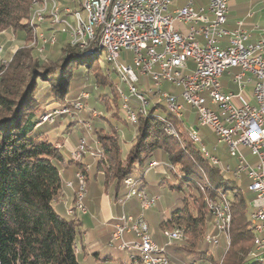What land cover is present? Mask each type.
I'll return each instance as SVG.
<instances>
[{"label":"trees","instance_id":"16d2710c","mask_svg":"<svg viewBox=\"0 0 264 264\" xmlns=\"http://www.w3.org/2000/svg\"><path fill=\"white\" fill-rule=\"evenodd\" d=\"M39 1L0 0V35L9 31L24 42L13 51L7 64H0V264H80L75 247L81 221L67 214L56 199L67 173L74 179L77 170L84 171L88 188V170H84L85 164L72 159L61 166L64 157L56 147L60 140L56 124L61 119L37 123L43 114L82 100L84 91L106 112L90 119L94 136L90 142L99 143L102 155L96 158V173L105 181L113 180L115 198L123 194V179L128 175L138 180V188L156 193L159 188L169 189L176 194L169 218L163 219L159 226L162 229L177 226L189 238L183 245L170 243L164 247L169 264H217L219 261L221 264H258L250 255L254 233L246 209L252 199L247 181L225 177L227 173L213 165L204 155L203 147H197L198 143L185 130L181 131L178 124L177 137L167 134L156 113L169 120L171 116L159 105H152L146 114H138L136 122L131 123L133 138L124 152L111 118L130 123L124 117L114 83L106 72H100L101 50L96 42L99 31L88 44L89 49L94 48L89 57L84 58L83 49L67 42L60 47L55 60L40 59L33 53L38 44H27L34 33L29 27L31 8ZM63 2L71 6L69 0ZM46 27L48 34L51 27ZM57 42L51 46H57ZM38 107L42 112L37 115ZM91 108L96 109L94 105ZM89 110H85L87 115ZM69 122H65L66 133ZM152 160L157 163L155 169L150 166ZM147 168L153 169L145 171ZM199 184L214 199L226 190H240L231 201L229 246L214 256L203 238L207 231L213 233L214 228ZM189 197L199 200L201 206L190 208ZM115 221L110 219L108 225L95 223L97 245L107 251L112 249L109 241ZM129 262L132 264L130 259Z\"/></svg>","mask_w":264,"mask_h":264},{"label":"built area","instance_id":"2783aa9c","mask_svg":"<svg viewBox=\"0 0 264 264\" xmlns=\"http://www.w3.org/2000/svg\"><path fill=\"white\" fill-rule=\"evenodd\" d=\"M86 1L98 16L97 44L111 46L115 57L123 59L122 66L152 88L155 99L168 100L181 112L192 115L200 128L208 127L216 143L224 146L231 161H223L216 154L214 157L241 181H247L255 218L263 223V241H258L257 256L253 257L264 260V27L257 23L247 27L245 19L252 16L247 13L233 28H226L230 0H206L205 5L187 0L175 9H170L171 0ZM57 11L66 17L70 13L62 0ZM53 24L49 43L57 41L56 25H63L69 37L67 24H60L55 18ZM176 24L184 25L185 30ZM224 76L231 88L223 87ZM248 86L253 104L249 101ZM82 93L88 101L89 93ZM141 104L145 103L141 100ZM68 111L69 117L79 116L81 108ZM74 147H82L81 138ZM70 155L83 158L71 154V150ZM150 166L156 168V161ZM131 178L128 175L123 179L125 190L116 198L119 207L132 198L126 195ZM68 182L73 194H79V205L86 207L77 172ZM158 199V195L145 191L139 214L119 215V224H113L110 235L112 249L131 259L137 248L166 246L168 240L178 237L179 227H175L174 234L161 231L166 242L160 245L151 233H145L143 211L153 207ZM65 211L73 215L69 205ZM216 236L222 243L217 231ZM134 264H169V260L152 256L134 260Z\"/></svg>","mask_w":264,"mask_h":264},{"label":"bare ground","instance_id":"6f19581e","mask_svg":"<svg viewBox=\"0 0 264 264\" xmlns=\"http://www.w3.org/2000/svg\"><path fill=\"white\" fill-rule=\"evenodd\" d=\"M40 4H41L40 9L36 10L37 12L33 11L35 12V14L33 13L32 17L33 19L35 17L36 18L32 20V23H35V21L40 22L42 20L48 21L47 25L51 27V29L48 31V34H46L44 31L43 32L41 31L38 34V38L44 45L54 44V43H49V33H54L53 19L55 18V20H59L60 24H67V30L70 31L68 39L71 45H75L78 48H80L79 47L80 42L83 40L82 48L80 49L85 50L84 52L85 55H88L90 52H92L94 48L89 49L88 44L91 40H93L96 32L99 31V20H98V16L92 13V9L88 1L82 0L81 2V9L85 13V17L81 15L80 11H74L71 9V7L67 5H66V12H70V13H68V17H66V15H63L62 11H57V9L59 8L58 0H42ZM77 24L80 25V31H77ZM58 33H65L68 36V32L65 30V27L63 25H56V35ZM97 46L99 47L100 50H103V49L105 50L106 61L111 64L110 68L112 69V71H115L117 73V76L119 78V83L116 84V91H117V95L121 103V108L125 113V118L127 119V121H129L130 123H135L137 120L138 114L147 113V110L149 108L148 106L151 107L152 105H155V106L159 105V106H162L165 112H167L171 116V119L169 120L168 118L159 115V113H156L158 112L157 111L158 107L155 108V113L157 114L158 119L164 124L165 132L171 136L177 137L179 130L176 127L175 119H180L182 115L187 116V114L185 112H181L179 109L174 107V105L169 103L168 100L155 99L152 88L139 82L137 78L135 77V75H133L128 70V68L122 66V62L119 61V57H115L111 46L104 45V44H97ZM110 68H107L108 75L110 74V72L108 71V69ZM83 98L85 99L87 98V96L82 94V100L80 98L79 101L77 100L75 103H73L69 107L66 106L64 108L54 109L53 111L49 113L43 114L40 120H44L45 118L53 119L56 114H66L67 115L69 114L68 110H76L77 108H82L85 102ZM141 100L146 105L141 104ZM50 121H53V120H50ZM194 124H195L194 127L186 126L185 132L192 139L193 142L201 144V141H200L201 139L198 134L200 127L196 124L195 120H194ZM87 126L89 130H91L90 124L87 123ZM82 148L81 150H83ZM77 152L74 150L72 154L75 155ZM204 155L207 158H209V160L211 161L213 165L218 166L225 173L229 174L232 179L234 180L240 179L234 173L226 170L225 166L218 163V161L216 160V157H214L212 153L208 152L207 150H204ZM151 163H155V162L152 161ZM77 175L80 178V183H82V180H83L82 175L80 173H77ZM137 181L138 180H136L132 176V178L130 179V183H127L126 185V195H132V197H136L140 205V200H142V196L146 190L144 188H138ZM68 186H70L69 182H68ZM82 190H83V184H82ZM83 195H84V192H83ZM206 199L208 203V210L213 216L214 225L217 229L218 234L222 233V235L224 236L223 238L224 239L226 238L228 240L230 236V222H231V207H230L229 201L223 194L221 196L215 197V199L212 197H208ZM78 206L81 208L79 203L76 205V208ZM249 221H250V225L253 231L255 232L254 233L255 236L253 238V249L250 252V255L257 256L258 241H263V223L258 222L257 219L255 218L252 204H251V210L249 212ZM116 224H119V221H117ZM144 225H145V233H149V225L147 221L145 220V218H144ZM174 232H175V229L173 230L165 229L164 231V233H167V234H174ZM180 233L181 232L178 230V237H174L173 240L179 239L181 235ZM204 240L208 244V246H211V247H217L220 244V239L218 238V236H216V234L214 235L207 234L204 237ZM164 247L165 246H157V247H151V249L150 248H137V250H135L134 253H131L130 260L132 261V264H134V260H141V258H152V256H158L162 259H168L167 255L164 252L165 250ZM257 260L259 264H264V260H259V259Z\"/></svg>","mask_w":264,"mask_h":264},{"label":"rangeland","instance_id":"374dc122","mask_svg":"<svg viewBox=\"0 0 264 264\" xmlns=\"http://www.w3.org/2000/svg\"><path fill=\"white\" fill-rule=\"evenodd\" d=\"M41 1H39L37 3L35 2L36 4H33L32 8H31V14H30V19H29V27L33 29L34 33H31V35H30V41H28L27 44L29 46H36L35 44L36 43L38 44L35 47L34 52H33L34 55L38 56V58L43 59V60H48V59L55 60L56 57L58 56L59 52H60V50H59L60 47H63L67 42H69V39H68L67 34H65V33H58L57 34V38H58V35H60V34H62V35L59 36L58 42L56 41L57 42V44H56L57 46H51L53 44H45L44 45L40 41V39L38 38V34L41 31L43 32L45 30V28H47L46 26L48 24V21H46V20H42L40 22L39 21H35L37 23H33L32 25L30 24V21H32V20H34L36 18L35 17L33 19L32 16H33V13L35 14V12H37L36 10H39L40 9V5H41L40 3H41ZM58 2H59V0H58ZM69 2H70V5L73 8L71 6H69V5H67L65 2H63V5H67V6L71 7V9L74 10V11H80L81 12V15L83 17H85V13L81 9V4H80L82 2V0H69ZM33 11H35V12H33ZM257 24L259 26L264 27L263 24H260V23H257ZM23 44H24L23 41L17 40V36L15 34L12 35L11 33H9V31L8 32L7 31L6 32H3L0 35V64H7L9 62V60H10V56L13 53V51L17 47H19V46H21ZM47 45H49V46H47ZM45 46H47V47H45ZM72 46H75V45H72ZM75 47H77V46H75ZM81 51H82V54H83V57L84 58L93 55V54L85 55L84 54V52H85L84 49L81 50ZM119 61L122 62L123 59L121 57H119ZM98 63H99L100 68H101L100 69V72L101 71L106 72V74L108 75V73H107V67L110 68L111 67V64L109 62H106V59H105V50L104 49L101 50V52H100ZM108 71L110 72V74L108 75L109 76V79L114 83V90L117 93V91H116V84L119 83V78L117 76V73L115 71H112L111 68L108 69ZM89 84H91V83L89 82ZM247 89L250 90V87L248 86ZM81 95H82V93H81ZM81 95H80V97H81ZM83 100L85 102L83 101L84 102V106L81 108V112L79 113V116H71V117H69V114H67V115L66 114H56L54 116V118H53V119H55V121L57 119H61L62 120V121H59L56 124V128H59L60 129V132H56V133L59 134V137L58 138L60 139L56 143V147H58V148H60L62 150V154L64 155V158L65 159L68 157V154H67L65 148H63V143H64L63 141H64V136H65V134H64L65 128L64 127H65V122L67 120L70 121L69 122L70 127L71 126H74V125L78 126V129H77L78 130V133H74L73 135H71V137L74 138V136L77 135L78 137H77L76 144L78 143L79 138H81V145L83 146V148L82 147H73L71 149V154H72V152L74 150L76 152L78 150V152L75 154V155H79L78 157H82V156L84 157L86 154L89 155L92 158H93V156H98L100 154L102 155V150L99 147L98 141L97 140H94L92 144L90 142V140H91L90 139V136H91V132H92V124H91V121L90 120H85V119H87V118L92 119L94 117H100L101 116V113L104 112V109H103V107L101 105L95 103L94 100H93V98L88 99V101H87V98H85V99L83 98ZM91 105H94L96 109H92L90 107V110L91 109L92 110H91V112L89 110L88 115H87V113H86L87 111L85 112V110L87 109V107L89 108V106H91ZM161 111L163 112V109H161ZM161 111H159V112H161ZM41 112H42L41 107H38L36 109V111H35V113L37 115L40 114ZM104 113H106V112H104ZM124 115H125V113H124ZM163 115H165V114H163ZM40 119H41V117H40ZM53 121H50V120H46V121L45 120H40L37 124L39 125V124H41L43 122L54 123L55 121L54 122ZM111 121L117 127L115 130L118 132V135H119L120 139L125 142L124 143V148H123V151H125V148H127L131 144V142H132V138H133L132 125H131L130 122H129L130 125L129 124H126L121 118H118V119L111 118ZM87 123L90 124L91 130H89V128L87 126ZM175 123L179 125L181 131H184L186 126H188V127H194L195 126L192 115L191 116L182 115L180 119H175ZM62 130H64V131L61 133ZM53 134H54V132H53ZM198 134H199V137L201 139L200 140L201 143H203V145L208 150H211V147L213 146V143H214V141H213L214 140V136L211 133V130L208 127H201V128H199ZM197 146H201V144L198 143ZM81 148L83 150H81ZM70 158L72 160L76 161V162H81V159H77V158H75V156L70 155ZM152 161H154V160H152ZM94 163L95 162H93V166H92V168L90 170V173L93 172ZM88 169H89V166L88 165H85L84 166V170L86 171ZM76 172L77 173H80L82 175V177H83V180H82L83 192H84V195L83 196H86L87 195V189L88 188H87V184H86L85 173L82 170H77ZM149 177H150V174L148 175V178ZM225 177L230 178L231 176L229 174H225ZM208 184H209V182H208ZM63 186L73 189V187H71V185L68 186V180L63 181ZM209 186H210V184H209ZM201 187H202V189H201ZM199 188H200L201 192L203 193V197L202 198H203V201H204L205 209H206V211L208 213H210L209 210H208V203H207V199L206 198H208L210 196L212 197V195L209 194L208 190L205 188V186L203 184H199ZM210 188H212V187L210 186ZM220 189H222V188H220ZM239 192H240V190H238L237 188H235V189L226 190V193H223V194H225V197L227 198V200L230 203V207H231V219H232V202L231 201L234 198V194L235 193H239ZM175 196H176V194L174 192L170 191L169 189H166L165 190V194L163 193L161 195V197L158 199V201L156 202V204L152 208H150L148 211H145V218L147 219V221L149 222V224L151 226V228L149 226V233H151V236H155V238H156L157 236H160L161 235V230H162V232L165 231V229H162V228L160 230L159 224H160V221L163 218V216L166 217V215L168 214L167 212L169 211L168 210L169 205L174 200ZM61 198H62L61 196H58V198L56 199V201L62 205L64 201ZM132 198H136V197H132ZM78 200H79V195L78 194H73L72 202L69 203V204L67 203V205H69V207H71L73 209L72 210L73 211V215H76V213H85L86 212V207H84V206L83 207L81 206V208L78 206L76 208V205L79 203ZM188 202L190 203V208H192L193 210L196 209V208H198L199 206H201L200 205V201L199 200H196L194 197H189V201ZM138 204H139V201H138ZM79 208H80V210H79ZM120 208H121L120 215L121 216L122 215L128 216V214L124 211L123 207H120ZM246 209L249 210V205H247ZM250 210H251V204H250ZM250 210H249V212H250ZM69 215H72V214H69ZM118 217L119 216H117L116 218H114V220H116L114 224H116L117 221H119V218ZM75 218L78 219V220H80L79 217H76L75 216ZM83 218L85 220V223L83 224L84 228H86V227L90 228L91 225H92L90 214H87ZM248 219H249V214H248ZM211 226L214 228V232L212 233L210 231H207L204 234V237L207 234H216L217 229H216V227H214L215 225H214L213 216H212ZM81 227H82V223H81ZM175 227H177V226H173L170 229H166V230H173V229H175ZM230 228H231V222H230ZM179 229H180V232H181L180 233L181 234L180 235V238L179 239H176V240H168L169 242L167 241V244H170L171 243L172 246H177V245H183L185 243V241L189 238V235L187 233H184V231L181 228H179ZM253 233H255V232L253 231ZM219 236L222 237V243L220 241L219 246H217V247H209L210 248L209 250L213 254V256L216 255V254H218L219 251H226V249L229 246V242H230V239L229 238H230V236H229L228 240L226 238H225L226 240L223 238L224 236L222 235V233H220ZM254 236L255 235H253V238H254ZM75 248H76V251L79 250V248L77 247V245H76ZM252 249H253V247H252ZM114 250H117V249H114ZM185 264H188V263H185ZM205 264H210V263H205ZM217 264H221V261L217 262Z\"/></svg>","mask_w":264,"mask_h":264},{"label":"crops","instance_id":"0c3cea01","mask_svg":"<svg viewBox=\"0 0 264 264\" xmlns=\"http://www.w3.org/2000/svg\"><path fill=\"white\" fill-rule=\"evenodd\" d=\"M186 1L187 0H171L170 9L181 7L183 4L186 3ZM194 2L196 5L206 4V0H194ZM247 13H252V16L245 19V23L247 27H251V25L256 22L264 25V0H230L228 20L225 24V27L229 29L233 28L236 25L237 21L243 20L245 18ZM176 26L181 30H185L184 25L176 24ZM256 36H257V33H254L253 38H255ZM222 84L225 89L231 88V85L229 84V80L227 76L223 77ZM165 87H168V86L165 85ZM248 95H250V100H249L250 103L253 104L254 100L251 97V87H250V90H248ZM90 107L91 106H89V108ZM77 129H78V126L74 125V126H71L68 131L66 130L67 133L64 132L65 136H64V141H63L64 142L63 148H65L68 154V157L66 159L65 158L63 159V161L61 162V166H65L67 162L71 159L70 150L75 146L77 137H78L76 135L74 136V138H72L71 135H73L74 133H78ZM62 132L63 130L61 131V133ZM93 138L94 136L91 135L90 139H93ZM213 141L214 143H213V146L211 147V150H208L203 145V143H201V147H203L204 150H207L208 152L212 154H216L219 157V159H222L223 161H231V159L225 152L224 146L222 144H217L215 137ZM122 142H123V148H124L125 142L124 141ZM127 148H125V151L127 150ZM96 161L97 160L95 158H92L87 154L81 160V163L88 165L89 169L87 171L88 189H87V195L85 199L86 212L76 213L75 215L76 217H79L82 223L81 232L79 233L76 239V245L79 248V250L77 251L80 254L79 262L80 264H130L129 259L125 253L119 252L114 249H109L107 251L105 247L97 245L99 237H97L94 233L95 223L97 222L101 225H108V221L110 219H114L120 215L121 208L116 203V198L114 196L116 191L114 188L113 180L111 179V180L105 181V178L102 175H99V173H96V169H95ZM93 162H95L94 169H93V172L90 173V170L93 166ZM152 169L153 168H150V169L147 168L146 171L152 170ZM61 171H63V169ZM65 180H70V176L68 173L64 176L63 181ZM159 189L160 191L158 193L154 192L153 190L146 189V191L149 194L158 195L160 198L163 193L165 194L166 189H162V188H159ZM73 192L74 190L72 188H68L62 185L60 196L62 197L61 199L64 201L63 204L61 205L63 210H65L67 203L69 204L72 202ZM173 203H174V200L169 205V208H168L169 211L167 212L168 214L166 215V217L163 216L161 221L163 219L165 220L169 218ZM123 209L127 214H131V215L139 214L140 209H139L138 200L136 198L129 199L126 202ZM148 210L149 209L145 211H148ZM249 210H250V207H249ZM145 211H143L144 218H145ZM87 214H90L91 216L92 225L90 228L88 227L84 228L83 226V224L85 223V220L83 217H85ZM145 220L147 221L146 218ZM152 238L154 239L156 243L160 245L166 242V239L164 236H162V233L160 236H157L156 238L155 236H152ZM94 252L98 254L95 255ZM106 257L108 259H105ZM170 263L175 264L172 262Z\"/></svg>","mask_w":264,"mask_h":264}]
</instances>
